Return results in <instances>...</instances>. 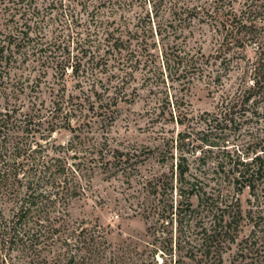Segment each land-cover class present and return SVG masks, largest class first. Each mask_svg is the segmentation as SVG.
Listing matches in <instances>:
<instances>
[{
	"label": "rangeland",
	"instance_id": "1",
	"mask_svg": "<svg viewBox=\"0 0 264 264\" xmlns=\"http://www.w3.org/2000/svg\"><path fill=\"white\" fill-rule=\"evenodd\" d=\"M244 2L232 0V12H240ZM216 3L0 0V31L29 38L24 36L25 54L4 80L15 91L16 110L21 106L14 118L35 106L41 112L33 122L49 121V109L63 102L81 111L71 116L70 131L56 129L48 136L45 124L32 127L30 135L23 125L10 133L18 141L34 135L50 156L64 146L67 167L79 168L77 179L85 188L68 208L71 226L85 230L82 246L75 251L72 243L59 241L53 252L44 251L42 264H264V173L250 180L253 188L241 190L245 181L233 169L238 160L248 162L264 150V96L250 91L257 47L249 39L244 46L223 47L226 28L211 15L227 3ZM227 10L223 20L232 15ZM119 36L120 55L108 49ZM163 51L185 53L192 62L185 70H164ZM70 65L78 69L75 74ZM179 98L188 110L183 125L175 123ZM180 155L187 167L183 187L200 188L189 199L191 212L185 211L187 195L177 191ZM158 179L174 186L165 197L153 193ZM202 192L216 200L212 209L205 210ZM161 198L172 204L171 212L161 211ZM236 206L244 219L235 242L222 249L221 263L211 255L189 258L200 249L201 228L213 227L224 210L222 221L229 220ZM9 259L23 264L15 252Z\"/></svg>",
	"mask_w": 264,
	"mask_h": 264
},
{
	"label": "trees",
	"instance_id": "2",
	"mask_svg": "<svg viewBox=\"0 0 264 264\" xmlns=\"http://www.w3.org/2000/svg\"><path fill=\"white\" fill-rule=\"evenodd\" d=\"M216 1V4L219 3L220 5L224 2L227 3V6L224 4L223 8H221L222 6L219 9L216 7L214 15H211L213 19H220L222 29L226 28L223 47H228L229 43L232 42L244 46V39H249L250 42L254 43V46L256 45L258 57L253 64L254 76L250 91L253 93L254 90H257L259 91L257 94L264 96V0H245L240 12H232V0ZM225 7H229L227 11L232 12V15L223 20L221 16H224L222 13ZM24 36L27 37L28 35L24 34ZM24 36L20 37L13 29L5 32L0 31V101L3 100L4 103L0 105V257L3 258L1 262L6 261L4 264H18V262H12L11 259L6 260V257H10L11 252H15L18 258H22L23 264H42L45 260L43 258L41 261L44 251L50 254L59 241L67 246L72 243L75 251H78L79 245L82 246L80 236H83L85 231L79 225L75 227L69 223V205L73 200L81 199L84 196L85 188L77 179L80 176L79 168L67 167L65 162L67 156L61 154L62 150L65 149L64 146L59 145L57 149L55 148L57 152L53 151L56 156L55 154L50 156L46 152V147L34 139V135L31 136L30 141L27 138L18 141L10 134L14 129L18 132L21 125L25 127L26 135H30L32 127H42L45 124L44 131L47 132L48 136L56 129L70 131L72 129L71 116L76 111L81 113L78 105L74 107L70 104L71 102H63L49 109L50 114L47 116L51 119L49 121L41 119L37 123L33 122L36 117H39L36 114L41 112L35 106L27 108L26 112L22 113V118H14V114L21 111L18 110L21 106L16 110L14 100H17V96L4 80L8 79L10 70L17 64L20 58L17 56L25 54V52H20L29 41L27 37L25 42ZM163 39L164 37H161L159 42H162ZM112 41L109 43L108 49L112 53L116 51L120 55L123 40L119 36L113 38ZM153 44L155 45V42ZM163 53L164 70L176 68L178 71L180 66L185 70L187 63L192 62V56L187 60L185 53H175L174 56L166 54L164 51ZM128 60L125 59L123 62L127 63ZM66 65L61 66L63 75L66 73L64 69ZM70 67L72 68L71 73L75 74L78 70L76 66L70 65ZM153 67L155 68V66ZM153 67L151 66L149 70L152 71ZM156 70L161 75L159 68ZM156 70H154L153 75L157 74ZM244 100L247 102L248 98ZM174 105L177 113L175 123L183 125L188 110L184 111L181 108L180 105L183 106L184 104L180 98L175 99ZM173 119L171 116V120ZM66 149L68 150V148ZM261 151H263L261 154H255L248 162L238 160L233 166L242 181H245L242 182L241 190L253 188L250 187L249 182L254 176L256 178L262 177V173H264V156H262L264 150ZM72 157L75 158V155ZM185 161L184 156L180 155L176 164V183L179 184L177 188L179 197L184 196V194L187 195L186 198L184 197L186 199L185 211L191 212L192 204L189 199L197 196L200 188L194 183H189L188 188L183 187L187 184L184 176L187 171ZM240 167L241 170H239ZM88 169L91 170V168ZM152 186L154 195H163L164 197L167 190L172 191L174 187L171 185V181L161 179L156 180ZM200 196L203 197V201L205 200V210L212 209L213 203H216L212 194L202 192ZM161 199L163 203L161 211L165 212V208H168L171 212L172 204H167L164 198ZM223 205L224 209L227 208L225 202ZM182 206L183 201H179L176 205L174 214L178 217L183 213ZM5 210L9 212L7 216L3 213ZM224 213L227 211L222 212L217 223L214 222L213 227L209 230L201 228L200 249L196 250L195 253L191 251L189 258H196L197 255H200L199 258H208L211 255L216 260L218 259V263H221L222 249L235 242L239 227L244 219L238 206L233 208L230 219L225 222L222 221ZM89 240L92 241L94 238L90 236Z\"/></svg>",
	"mask_w": 264,
	"mask_h": 264
}]
</instances>
